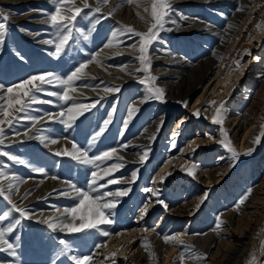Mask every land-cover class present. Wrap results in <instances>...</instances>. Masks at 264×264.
Instances as JSON below:
<instances>
[{
    "label": "rangeland",
    "instance_id": "rangeland-1",
    "mask_svg": "<svg viewBox=\"0 0 264 264\" xmlns=\"http://www.w3.org/2000/svg\"><path fill=\"white\" fill-rule=\"evenodd\" d=\"M261 1L264 4V0ZM77 4L82 6L78 2ZM175 4L181 5V10L194 11L198 17L202 18V21L224 31L230 25L231 19L238 13L242 0H201L178 4L174 2L171 6ZM0 7V23L6 24L2 42H0V84L4 85L5 89L28 79L30 76L46 72L54 73L56 76L66 79L84 60H90L97 51L104 47L110 39L114 27L105 11L93 15L92 10L86 8L75 22L80 32L73 29L72 39L58 56H54L51 54L55 51L54 44L46 43V41L57 39L56 29L47 20L48 16L55 10L52 0H5L0 2ZM256 13L264 19L262 11H256ZM4 15L9 17L7 21L3 20ZM96 20H99V23H96ZM93 24H95L94 28L92 27ZM196 34L200 41L194 39L195 35L182 36L174 32L163 31V38L160 41L156 39L149 49L158 48L156 46L158 43H166L170 50H173H171L173 54L181 56L182 60L190 61L188 71H192L200 62L211 59L221 41V35L218 33H209L202 30ZM85 35L88 36V39L84 38ZM122 36H128V41L137 38V36H131L129 33L122 34ZM263 42L264 34L259 43L254 42L255 45L249 44V48L239 49L238 56L241 55L242 57L238 58L242 59L243 64L246 65L233 85L232 95L223 103L222 115H225L223 117L224 122L234 118L239 113L249 112V115L259 113L263 107L264 58L254 61L256 53L260 57L264 56ZM246 49L250 51V54H246ZM118 62H121V59H117L116 63ZM234 67H237L236 64ZM88 83L90 86L103 84L98 78H94L93 80H77L74 82V86L78 87L81 84L86 85ZM245 84L252 90L249 99L243 94ZM139 86L141 85L132 80L125 83L119 92L98 98L99 103H96L95 107H91L79 116L72 127L68 128L60 122V119H46L43 116L53 111H65L72 106V103H80L81 101L73 98L72 101L65 102L59 99L58 96H49L47 95L48 92L62 93L63 87L55 82L44 85V91L36 95L39 99L48 100L51 103L32 104L26 114H18L21 118L14 121L11 128L7 124L4 125L6 137L30 131V139H5L4 144L0 145V152L16 155L25 163H16L9 160L8 157L0 155V166H7L4 170L10 175L20 178L23 181V183H20L22 186L26 182L36 180L31 188L21 192L17 198H15L17 191L13 190L12 200L32 214L41 208L53 209L59 207L61 208L59 212H61L65 208L74 206L77 202L74 199L75 195H61L67 189H56L52 196L41 195L35 200H30L35 194V190L44 185L46 177H56L69 181L75 183L78 188L87 190L91 180V172L97 170L92 165L81 164L73 160L70 156H58L54 148L50 149L45 145L52 144V140L70 138L81 149L87 150L90 157L101 155L103 152L117 147H123L129 151L131 148L129 142L148 125L149 119L153 115V106L156 104L155 102L148 105L133 121V124L124 129L130 103L137 99L140 94H143V90L146 89V87L143 89ZM201 91L202 89L198 88V91L192 92L189 97L180 101L182 103L177 101L173 105L166 101L159 102L158 113L159 115H165L164 120L149 151V157L143 162L141 171L134 183L122 182L121 180L130 175L133 169L132 163L119 168L112 172L110 176L105 177L104 180L99 181L100 184H106L107 180L110 179L120 181L117 184H107V187L100 189L101 192H115L122 189V187L124 189L131 188L128 195L117 198L121 200L114 209L105 210V214L114 213L110 216L114 223L102 225L103 230L117 236L124 227L134 225L139 210L146 203L147 194L144 193L143 188L152 180L156 168V166H152V163L155 157L159 155L157 150L163 142L169 140V135H172L175 129L178 130L175 150H180L186 140L192 139L198 133L206 137L205 133L209 132L210 129V133L218 136L221 125L214 124L210 117L193 115L196 111L195 107L200 106L198 98ZM0 95H4V93L0 92ZM83 99L86 103L90 102L92 97H83ZM183 102H187L188 106L185 107ZM0 103H4V101H0ZM220 105L221 102L217 104L216 108ZM190 110L193 113L189 120L184 121L180 127H177L182 115L187 113L189 115ZM26 115L43 117V119H40L39 123L33 126V122L25 118ZM109 117H111V120L107 129L93 142V136L103 127V122ZM245 132L246 128L244 127L238 130L237 138L239 142L242 141ZM40 136L47 137V139L33 138ZM219 141L217 143L208 141L209 144L207 146L205 144L203 149L201 147L193 149L191 155L194 158L190 160L191 163L186 164L185 167L180 168L173 175L167 176L165 181H162L171 189L169 195L163 197V199H168L166 203L168 208L165 209L162 204L158 203L155 208L150 207L148 209L146 216L148 225L156 226L157 230L154 235L140 233L139 238L133 241V247L138 248L139 251L134 255L121 257L123 264H150L152 260H155L156 264H164V250L167 244L174 247V252L168 258V264H181L180 251L185 246L180 244L174 246L165 243L163 236L178 235L184 231L199 234L212 231L221 213L235 207L243 196L249 195L248 190L251 187L253 189L261 182L264 177V144L260 143L257 150L252 151L250 155H245V151H240V154L245 155V157L233 160L232 154ZM221 157L222 159H220ZM116 158V156H113L110 160L97 161V163L100 168H108L110 164L116 162ZM207 160L210 169L225 163L227 170L225 175L223 174L217 181H207L197 177V175L193 177L188 174V170L192 169L193 165L199 164L201 166ZM218 161L221 163L217 164ZM33 169H43L44 172L41 173ZM4 183L7 185L8 181ZM96 194L92 193V195ZM185 196L186 199H184ZM200 198L202 203L199 202V209L197 210L194 204ZM174 200L178 202V205L186 200L190 203V206L179 211H173L171 204ZM0 215H6L4 220H0V227L14 226L13 231L6 238L16 246L17 253L16 256H11L9 252L2 250L4 246H0V264H75L71 260V256L90 255L94 257L102 250L97 245L106 244L110 239V236L104 237L95 229L80 233H68L61 231L59 228L53 230L48 227L47 223L34 220L32 216L21 217L18 212L12 210L11 205L2 196H0ZM58 215L56 213L53 216L54 220L58 219ZM17 220L20 221L19 224H15ZM235 226L236 223L234 222L228 226L223 225L222 228L230 227L234 231ZM236 236H238V232ZM145 238L150 241L151 251L155 253V258L142 246ZM181 239L185 240L183 237ZM61 240L67 242L71 249L70 252L63 251L64 245L60 244ZM217 247L215 246L213 251L208 254L206 261L211 260L212 264L218 263L219 258L214 256ZM191 252L192 249H187L184 255L187 256L186 254ZM111 258L108 259L107 263L110 264L114 261ZM257 264H264L263 254L258 259Z\"/></svg>",
    "mask_w": 264,
    "mask_h": 264
},
{
    "label": "bare ground",
    "instance_id": "bare-ground-1",
    "mask_svg": "<svg viewBox=\"0 0 264 264\" xmlns=\"http://www.w3.org/2000/svg\"><path fill=\"white\" fill-rule=\"evenodd\" d=\"M3 1L5 0H0V2ZM189 1L201 0H170V3L172 5L174 2H177L178 4ZM76 2L82 5L81 0H76ZM152 2L153 0H134L133 3L129 4L126 3L125 0H109L106 5L102 6V11H105L106 13L114 12L112 16H107L113 23V32L120 29L122 25H130L137 31L144 32L147 31L151 23L150 6ZM89 3L93 6H96V0H89ZM138 4L139 6H137ZM145 6H148V11H145ZM181 8L182 6L179 4L171 6V11L166 17L165 29L159 32L157 40L159 39L158 41H160V39L163 38V31H169L182 36L195 35L194 39L200 41L198 36H196V33L206 30L209 33H218L221 35V41L216 48V52L211 57V59L200 62L196 67H194L195 69L188 71V69H190V61L182 60L180 58L181 56L179 57L178 55H175V53L173 54V52H171L172 49L170 50V47L166 43H158V45L156 44L158 48L155 47L156 49H149L148 52V55L151 58L150 71L152 75L158 78L155 82L156 86L165 90L166 95L164 101L173 105L177 101L178 103H182L180 101L189 97L192 92L198 91V88L202 89L198 98V101H200V106L195 107V110H200V117H210L212 119L215 115L217 104L220 102L224 103V101L230 95H232L233 85L236 79L245 69L246 64H243V60L238 58L242 57L241 55L238 56L239 49L249 48V46L254 42L259 43L264 34V19L260 18V15L256 13V11H262L264 16V4L261 0H242V4L238 13L231 19L230 25H233V27L228 26L224 31L217 29L208 23H205L202 21V18L198 17L194 11L181 10ZM241 8H243V10H241ZM2 10L6 11L5 9ZM137 13H140V15H137ZM141 16H143L145 19H141ZM38 20L40 21L41 19ZM258 23L261 25L259 29L256 28ZM129 34L131 36L133 35L131 33ZM249 34H251V39H249ZM127 38L128 36H122V34H120L119 40L122 41V43H120L118 49L103 47L93 55L95 56L97 53H100L98 59L101 60L102 63L98 64L93 62L89 64L85 68L86 75L82 79L93 80L94 78H98L103 84L90 86L88 83L86 85L81 84L78 87L73 85L76 91L70 94L75 100H80V104H96L98 98L115 93L112 92L106 94L104 92L105 88L119 86L121 89L125 83L132 80L136 81L138 85H141L139 86L140 88L144 89L146 87V85L140 83V80L143 79L147 73L143 71H136L137 68L141 67L139 61L136 59L139 53L131 47L133 44L138 45L140 38L137 37L134 40L129 41ZM262 45H264V42ZM117 51H119V55H116ZM259 58H264V56L260 57L259 54L256 53L254 61ZM117 59H121V62L116 63ZM237 60L240 61L241 70L233 71V69H235L234 65L236 64L235 62ZM85 62H87V60H84L82 63ZM125 65L127 66V72L121 70L122 66ZM129 72L132 74L129 75ZM243 89V94L247 99H249L252 90L246 84L244 85ZM147 95L148 93L146 89H144L143 94H140L137 99L130 103L129 109L135 104L139 111L134 114L133 118L128 122L127 127H125L124 124V129L129 128L133 124V121L139 116L143 109L156 102V104L153 106V115L149 119L150 122L148 121V125L143 128L142 132L131 142H129L131 147L129 151L123 147L116 148L117 152L114 156L117 158L116 162L112 164H122L125 166L129 163H132L133 165L130 175L122 178V182L130 181L131 174L134 171L137 173L138 177L143 164L140 162L139 158L145 151H147L149 154L152 144L155 142V139L157 138L161 129V121L164 120L165 115H159L158 113V104L161 102V100L149 99L146 103H141V100H143ZM83 97H92V100L90 102L84 103L85 100H82ZM211 101H215V105L210 106L209 102ZM60 112L62 111L58 110L53 111L50 114H53L58 120L60 119L58 116ZM192 113L193 111L190 110L189 115L188 113L183 114L181 120L187 122L190 116H192ZM43 117L49 119V114ZM223 117H225V115ZM126 120H128V113L125 121ZM222 127L227 130L228 136L231 139L233 146L236 150H238L239 153H241L240 151H245L244 153H247L249 149H253V151L257 150L260 143L264 144V136L260 138L259 143L253 142L255 137L258 136L262 130H264V103L259 113L256 112L255 114L251 115H249V112L241 114L239 113V115L234 116V118L225 120ZM243 127L246 128V132L242 141L239 142V139L237 138L238 130ZM177 131L178 130L175 129L172 135H169V140L163 142L157 150L159 155L155 157L154 162L152 163V166H156L152 180L149 181L143 188V190L146 188L158 190V199L162 200L164 203H167L168 199H163V197L169 195L171 189H169V187L162 181H165L167 176L173 175L180 168L185 167L186 164L191 163L190 160L194 158V156L191 155V153H193V149L200 147L203 149L205 144L206 146L209 144L208 141L217 143L218 140L222 139L221 131L217 136L210 133V129L209 132L205 133L206 137L198 133L196 136H193L192 139L186 140L184 146H182L180 150L177 149V151L175 150L177 145ZM26 132L27 135H24ZM26 132L21 134L18 133V135L11 137H6V139H30V131ZM153 135L154 139H150V137ZM209 136H211L213 139H208ZM57 141L58 143L56 144L48 143L45 146L49 147L50 149L54 148L55 151H62L65 147H67L69 150L71 149L72 140L70 138ZM193 141H195V143H193ZM173 143H175V147H173ZM245 155L242 156L240 154L238 158L241 159L245 157ZM118 157H123V159H118ZM148 157L149 156L147 155L144 162L148 159ZM220 159H222V157ZM219 163L221 162L218 161L217 164ZM112 164H110L108 168H110ZM195 166L197 177L203 178L207 181H217L220 177H222L223 174L225 175V172L227 171L225 168V163H221L219 167L210 169L208 160L203 162L201 166H199V164H196ZM191 168H193V166ZM168 173L171 174L168 175ZM161 177H164V179L161 180ZM34 181L36 180L26 182V184L23 186L20 185L19 191L17 192L15 198H17L21 192L31 188V185L35 183ZM153 181H155V183H153ZM68 182L69 181L58 178L53 179V177H46L44 185L38 190H35V194H33L30 200H35L41 195L52 196L54 195V191L56 189H67V191H70L68 188ZM122 189L124 188L122 187ZM250 189L251 193L248 195V199L240 206L239 210L236 208V205L238 204L237 203L235 207L229 211L221 213V215L217 218V221H224L225 223H223V225L225 226L235 222L236 226L234 227V231H232L230 227H227L224 229L222 228L221 231L217 232L214 231L216 227L215 226L212 231L206 234L187 233L186 231L179 233L182 234L181 237L185 239L184 241L186 244L194 246L192 251L206 254V257H208V254L213 251L214 247L218 246L214 254L215 257L219 258L217 264H250L251 257L253 255L256 257L257 264L260 256L262 254L264 255V177L256 187L253 189L251 187ZM144 193L147 194L146 203L149 204V208H155L158 204L157 197H154L151 195V193H147L145 191ZM72 195L75 194L72 193ZM184 199H186V196ZM120 200L121 199H118V201ZM201 200L202 199L200 198V200L194 205L196 206L199 204ZM189 206L190 203L186 200H184L181 205H178V202L175 200L171 204L173 211L189 208ZM60 209L61 208L59 207L53 209L41 208L38 209L34 214L29 213V216H32L34 220L44 222L49 217H53L56 213H58L59 215L57 220H59L63 218V210L59 212ZM146 216L141 219L139 210L134 221V225L124 228L122 227L123 229L118 233L117 236L112 234L108 243H106V247L102 248V250H100L97 254H95L96 256L93 257V264H109L107 261L112 257L111 253L113 252H115L116 255L112 257L114 261L110 264H123L121 262V257L124 255L127 257L129 255L136 254L139 250L138 248L133 247V241L139 238V234L144 232L143 229L147 228L148 231L144 233L150 235H154L157 230L156 226L151 224L148 225ZM131 227L133 228L131 229ZM153 229H155V231H153ZM237 232L238 236H236ZM120 233L123 234L121 235ZM185 251L186 249L184 248L180 251V253L183 252L185 254ZM173 252L174 247L167 244L164 250V264L169 263L168 258ZM190 254H186L187 256H185L183 264H212L211 260L206 261L205 259H202L200 261H194L189 258ZM156 263L157 262L155 260L150 261V264Z\"/></svg>",
    "mask_w": 264,
    "mask_h": 264
},
{
    "label": "snow or ice",
    "instance_id": "snow-or-ice-1",
    "mask_svg": "<svg viewBox=\"0 0 264 264\" xmlns=\"http://www.w3.org/2000/svg\"><path fill=\"white\" fill-rule=\"evenodd\" d=\"M52 2L55 5V10L48 16V22L52 25L53 28L56 29V40H50L46 41V43L54 44L55 51L51 53L54 56H58L65 48V46L68 44V42L73 37V29H75L77 32H80V29L76 27V20L77 17L81 15L82 12H84V9H91L92 14L95 13H101L102 12V6L106 5L109 0H96V6L93 8V6L89 3V0H81L82 6L78 5L76 0H52ZM126 3H133L134 0H125ZM139 6V4L137 5ZM148 6H145V11H148ZM243 10V8H241ZM171 11V3L170 0H153L151 6H150V15H151V23L147 31L141 32L137 31L130 25H122L120 29L113 32L111 39L108 40V42L104 45L105 48H119L120 43L122 41L119 40L120 34H126L131 33L137 37H139V43L138 45L133 44L131 47L138 51L139 55L136 57V59L139 61L141 67L137 68L136 71H143L147 73V75L140 80L141 84L146 85V91L148 95L141 100V103H146L149 99H156V100H165V90L161 87L156 86V80L158 79L156 76L151 74V58L148 55L149 48L151 44L158 38L159 32L161 30L165 29V23H166V17L169 15V12ZM114 12L107 13V16H112ZM87 15V14H86ZM137 15H140V13H137ZM9 17L7 15L3 16V20L7 21ZM141 19H145L143 16H141ZM96 23H99V20H96ZM6 27L5 23H0V42H2V37L4 34V29ZM95 27V24L92 26ZM229 27H233V25H229ZM261 25L258 23L256 25V28L259 29ZM171 30V29H168ZM85 39H88V36L85 35ZM251 34H249V39H251ZM246 54H250L249 50H245ZM119 51L116 52V55H119ZM100 56V53H97L95 56H93L90 60H88L85 63H81L79 67L75 69L70 75L67 76L66 79L60 78L59 76H56L54 73L46 72L39 75H33L30 76L28 79L21 81L18 84H14L11 87H8L5 89L4 85L0 84V92H3L4 95H0V101H4V103H0V145L4 144V140L6 139L5 136V128L4 125L7 124L9 128L13 126L14 121L19 120L21 117L18 115L19 113H27L29 110L30 105L32 104H44V103H51V101L48 100H41L37 97V93L44 91V85H49L58 83L60 86L63 87V92H48L47 95L49 96H58L59 99L62 101L68 102L73 100V96L70 93H74L76 89L74 88V82L77 80H81L85 75V68L93 63L96 62L98 64L102 63L101 60L98 59ZM237 67L233 69V71H240V61L237 60L236 62ZM122 71L127 72V66H122ZM131 75L132 73H128ZM120 87H108L104 89V92L112 93V92H119ZM96 103H99V101H96ZM184 106L187 107V102H183ZM215 101L209 102L210 106L215 105ZM91 107H95V103L92 105H84L80 103H72V106L67 108L65 111H62L58 114L60 118V122L65 124L68 128H71L72 125L75 123V120L84 114V112L88 111ZM224 109V104L221 103L220 107L215 109V115L212 118V122L217 125H221V133H222V139L219 141V143L226 148L231 154L233 160L238 159L240 153L237 152L235 147L232 144L231 139L228 136V132L226 129H224L223 123L224 118L222 115V110ZM115 111V109H113ZM139 109L136 107V105H132V107L128 111V120L124 122L125 127H127L128 122L133 118L134 114L138 112ZM200 110L197 109L193 115L200 116ZM26 119H29L33 122V126H35L36 123H39L40 119H43V117H34V116H25ZM56 118L53 114H49V119ZM111 117L109 119H106L103 122V127L99 129V131L96 132V134L93 136L92 140L95 142V140L101 136L105 130L107 129L108 124L110 123ZM183 120H181L177 127H180L181 124H183ZM163 121H161V124ZM24 135H27V132L24 133ZM264 136V130L260 132L258 136L255 137L254 143H259L260 138ZM41 140H46L47 137H33ZM150 139H154V135L150 137ZM208 139H213L211 136L208 137ZM52 144L58 143L57 140H52ZM195 143V141H193ZM173 147H175V143H173ZM253 149H249L247 153L250 155ZM117 149L112 148L109 151L103 152L101 155H97L94 157H90L89 153L85 149H81L79 145H77L75 142H72L71 149L69 150L67 147H65L62 151H57L56 155H64V156H70L73 160L78 161L81 164L85 165H92L94 168L98 169L97 171L91 172V180L88 185V189L85 190L83 188H78L76 184L68 182V188L70 191L62 192L61 195L64 196H70L72 193L75 194L74 199L77 201L74 206L65 208L62 213V219L54 220L53 217H49L45 223L48 224V227L56 230L59 228L61 231H65L68 233H80L85 232L86 230H92L95 229L97 232L100 233V235L104 237H109L112 235V233L103 230L101 228L102 225H111L114 223V221L110 218L111 215H114V213L109 212V214H105V210H111L114 209L117 206L118 197H123L128 195V193L131 191V188L127 189H120L115 192L113 191H107V192H101L100 189H103L107 187V184H117L120 183L117 179H110L107 180L106 184H100L99 181L104 180L105 177L110 176L112 172L118 170L119 168L123 167L122 164H112L110 168H100V165L97 163V161H106L113 158V156L116 154ZM0 155L8 157L9 160L14 161L16 163H25L24 160H22L20 157L16 155H10L8 152H0ZM148 155V152L145 151L143 155L140 156V162L143 163ZM118 159H123V157H118ZM7 166H0V196H2L12 207V210L15 212H18L21 217L29 216V212L27 209L22 208L18 206L13 200H12V192L13 190L19 191V185L20 183H23L20 178L10 175L8 172H6L4 169ZM196 166L193 165L192 169L188 170V174L195 177ZM34 171H38L43 173V169H33ZM171 173H168L170 175ZM53 179H56V177H53ZM137 179V173L134 171L131 174V179L128 181L129 183H134ZM164 177H161V180H163ZM5 181H8L7 185H5ZM155 183V181H153ZM145 192L151 193L152 196L157 197V203H160L163 205L165 209L168 208V205L164 203L162 200L158 199V190H154L152 188H146L144 189ZM92 193H97L96 195H92ZM248 193H251V189L248 190ZM106 198H112V199H106ZM248 199V195L246 194L243 196L239 203L236 205L237 210L240 209V206L244 204V202ZM202 203V201H201ZM149 208V204L145 203L144 206L140 209V218L143 219L144 216L147 215ZM197 210L199 209V204L196 205ZM6 218V215H0V220H4ZM20 221H15V224H19ZM225 223L222 220H218L216 227L214 231H221L222 225ZM14 226L10 225L7 228L0 227V246L3 247V251L9 252L11 256H16V246L11 243L6 237L9 233L13 231ZM144 232H147L148 229L144 228ZM155 231V229H153ZM121 235L123 233H120ZM182 234L178 235H164L163 240L165 243L173 244L174 246L176 244L184 245L185 249H192L194 246L187 245L184 240L181 239ZM60 244L64 245L63 251L70 252L71 249L69 248L67 242L65 240H61ZM143 247H145L146 251L150 252V255L155 258V253L151 251V243L150 241L145 238L144 243L142 244ZM98 248H104L106 247V244H100L97 245ZM116 255L115 252L111 253V256L114 257ZM190 259L194 261H200L202 259H206V254L199 253L196 251H192L190 256ZM181 264H183V261L185 259V255L182 252L179 257ZM71 260L75 262V264H93V257L92 256H71ZM250 264H256V257L253 255L251 257Z\"/></svg>",
    "mask_w": 264,
    "mask_h": 264
}]
</instances>
